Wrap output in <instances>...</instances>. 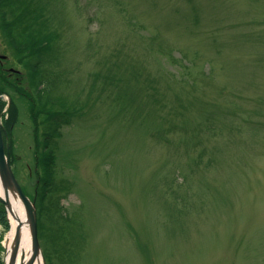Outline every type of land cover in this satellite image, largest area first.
Listing matches in <instances>:
<instances>
[{
  "label": "rangeland",
  "instance_id": "rangeland-1",
  "mask_svg": "<svg viewBox=\"0 0 264 264\" xmlns=\"http://www.w3.org/2000/svg\"><path fill=\"white\" fill-rule=\"evenodd\" d=\"M5 6L0 120L45 264H264V0Z\"/></svg>",
  "mask_w": 264,
  "mask_h": 264
},
{
  "label": "water",
  "instance_id": "water-1",
  "mask_svg": "<svg viewBox=\"0 0 264 264\" xmlns=\"http://www.w3.org/2000/svg\"><path fill=\"white\" fill-rule=\"evenodd\" d=\"M0 182L4 193L0 195V204L4 205L9 213H11V206L8 201L9 193L16 196L23 203L27 222L31 234V247L32 256L28 262L25 261V254L22 252V231L23 227L18 224L15 229L14 238L10 247L8 240L5 246V264H17L19 253L21 251L20 264H35L39 257L42 256L41 247L38 239V224H37V211L33 201L24 194L19 182L17 181L14 171L12 169L9 154L5 151V142L3 137V128L0 120Z\"/></svg>",
  "mask_w": 264,
  "mask_h": 264
},
{
  "label": "trees",
  "instance_id": "trees-1",
  "mask_svg": "<svg viewBox=\"0 0 264 264\" xmlns=\"http://www.w3.org/2000/svg\"><path fill=\"white\" fill-rule=\"evenodd\" d=\"M5 4H7V0H0V6H4V10L0 11V19L1 22L3 23V29L6 33V35L9 38V41L11 43V45L13 46V48L18 49V43L16 42V39L14 38V33H13V29L12 26L14 25V22L17 21L15 18L11 19V21H9L10 18L14 17L13 12L11 11L10 8L7 9V6H5ZM11 26V27H9ZM43 47L37 49L39 50V53H41L36 59H35V63H32L31 66V70L34 73H39L41 70V66L44 64V58H42V54L43 51H45L46 49H44ZM46 82H39L38 86V90H37V102L38 103H47V105L50 103V101L52 100V98L48 95H46L45 90L44 89H40V87L42 86V84H44ZM53 101V100H52ZM67 124L66 120L61 116V115H55L52 116L49 122L50 128L47 131L45 137H44V142L42 145V152H41V167H42V173H41V181H40V187H42V190L44 192H49L51 189V184H53V177L55 175V158H54V154H53V150H52V146H54V139L58 138L60 135V132L62 130V128ZM0 220L3 222L4 226L6 227V230H9V223L7 220V212L6 210L3 208V206H1V210H0ZM2 235H0V241H1ZM3 251L2 246L0 245V264H3L2 262V256L1 253Z\"/></svg>",
  "mask_w": 264,
  "mask_h": 264
},
{
  "label": "bare ground",
  "instance_id": "bare-ground-1",
  "mask_svg": "<svg viewBox=\"0 0 264 264\" xmlns=\"http://www.w3.org/2000/svg\"><path fill=\"white\" fill-rule=\"evenodd\" d=\"M4 190L1 186L0 182V195H3ZM8 201L11 206V213H10V220L12 224L13 231L10 234V237L8 239V246L10 247V244L12 243V240L14 238V232L15 228L17 227L18 224H21L23 227L22 231V252L25 254V263L29 261V259L32 256V247H31V234H30V229L28 226L27 222V215H26V210L23 205V203L20 201V199L16 196H13L12 194L9 193ZM21 256V252L19 254V259ZM36 264H44L43 258L39 257L37 260Z\"/></svg>",
  "mask_w": 264,
  "mask_h": 264
},
{
  "label": "flooded vegetation",
  "instance_id": "flooded-vegetation-1",
  "mask_svg": "<svg viewBox=\"0 0 264 264\" xmlns=\"http://www.w3.org/2000/svg\"><path fill=\"white\" fill-rule=\"evenodd\" d=\"M3 60H6V59H3Z\"/></svg>",
  "mask_w": 264,
  "mask_h": 264
}]
</instances>
